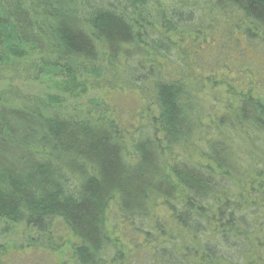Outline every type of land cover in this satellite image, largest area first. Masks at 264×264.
<instances>
[{
	"label": "trees",
	"instance_id": "1",
	"mask_svg": "<svg viewBox=\"0 0 264 264\" xmlns=\"http://www.w3.org/2000/svg\"><path fill=\"white\" fill-rule=\"evenodd\" d=\"M222 36L264 55V0H0V223L61 264H264V161L239 143H264V76L212 81L197 61ZM192 80L211 99L197 123ZM103 81L138 92L149 120L81 106L121 92Z\"/></svg>",
	"mask_w": 264,
	"mask_h": 264
},
{
	"label": "rangeland",
	"instance_id": "2",
	"mask_svg": "<svg viewBox=\"0 0 264 264\" xmlns=\"http://www.w3.org/2000/svg\"><path fill=\"white\" fill-rule=\"evenodd\" d=\"M220 37L219 42L214 41L213 43L202 45V48L209 49L212 54L208 53H199L200 59H198L197 62H200L201 69H204L206 74L209 75V77L212 78V81L217 82H225L229 81L232 82L236 86L237 79L241 77L240 72L242 71L240 68H245L246 66L249 67L251 70V76L245 78L242 77L239 82L243 81V85H247L249 81L252 79L258 80L261 79L262 76H264V55L260 54V50L257 51L254 49L245 48L243 50L237 49L233 51L234 44L229 40L228 37L222 36ZM194 39L192 36H190V39L188 42L193 41ZM200 43L202 42L199 41ZM243 45V43H241ZM240 46V45H238ZM180 49H174L175 55L178 59V61H181L183 64L187 62V57L190 55V60L194 63L193 57L191 56V52L194 53L200 51V45H197L194 43L192 46H188L187 43H183L180 46ZM178 50V51H176ZM179 54H183V57H181ZM175 55L173 57V60H176ZM185 62V63H184ZM190 63V62H189ZM196 63V62H195ZM237 64V65H236ZM236 65V66H234ZM197 66V64H196ZM196 66H194V69L192 68L190 72L196 77L198 76L196 71ZM247 69V68H246ZM182 68H178L177 72L180 73ZM243 73H246L244 71ZM202 75V74H201ZM253 77V78H252ZM63 77H60L62 79ZM24 79V78H23ZM105 80V79H104ZM130 80V78H129ZM107 82V81H106ZM103 81L101 82V87L106 88L109 86L113 89L118 86L121 89V92L114 91V90H108V91H99V90H92L88 95L85 96L84 100L80 102L81 106L86 107V104L91 105V102L93 100L104 102V105L102 106V110L105 108H109V111H111V114L118 115L122 117V119H129V121L133 122L137 120L138 118L143 120H149L150 115L152 112H149V109L142 105L140 99L139 93L132 94V92H124L125 85H116L113 81L112 83H106ZM192 84L189 86V92L193 93V96L195 97V103H193L192 107V114L194 115L192 117V122L197 123L199 121V115H197V111L199 110V102L202 104H205L207 107L210 106L211 99L205 95L204 93L201 94L199 91L200 84L198 82H194L192 80ZM211 84V83H210ZM14 85L18 89L25 90V91H31L34 93L46 91V85L40 84V86H31L30 83H28L25 80L19 79L15 80ZM89 85V84H88ZM89 89L92 88L93 83H90L88 86ZM100 85V84H99ZM207 90H210L212 88V85H207ZM222 87H225L224 85ZM95 88V86H94ZM203 101V102H202ZM218 105V101L216 102ZM215 104L217 107L218 105ZM194 107L196 109L194 110ZM210 110V109H209ZM208 110V112H209ZM221 111V110H220ZM194 112V113H193ZM220 112L218 111L217 114ZM234 114V113H233ZM236 114H234V117ZM116 118V117H113ZM136 122L134 125L135 127L140 126L139 123ZM134 123V122H133ZM148 123V122H146ZM146 126V124H145ZM127 130H129L127 133H124V136L126 137H133L134 139H138L140 134L143 133L144 135L150 133V129L143 128L142 131H138L136 129L128 127ZM228 130V129H227ZM140 132V133H139ZM228 132V131H227ZM199 133V130L197 126H195L192 134V138H194L195 135ZM232 134L233 137L238 138L236 132H233L232 130H229V134ZM243 142L242 146H240V151L243 154V157L246 160H250L254 162V160L257 161H264V143L261 141V135L257 133L255 130L249 129L246 135H240ZM237 143V144H239ZM193 159H200L201 153L197 151V149H192V154H190ZM256 168L258 171H262L264 169V166L260 165V163H256ZM254 200L259 202L261 200L259 195H255ZM262 203L259 202L258 207H262ZM12 229H8V227L5 224L0 223V264H61V256L59 254L52 255L49 251H47L45 248L43 249L40 246H34L33 248H30V243L27 241L28 239L22 234V230L20 231V234H13ZM140 239V238H139ZM138 239V240H139ZM141 241V240H139ZM46 243H49L45 240ZM146 261V260H145ZM141 262L139 264H146L147 262Z\"/></svg>",
	"mask_w": 264,
	"mask_h": 264
}]
</instances>
